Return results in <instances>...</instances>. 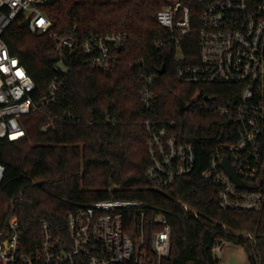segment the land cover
<instances>
[{
    "label": "trees",
    "instance_id": "obj_1",
    "mask_svg": "<svg viewBox=\"0 0 264 264\" xmlns=\"http://www.w3.org/2000/svg\"><path fill=\"white\" fill-rule=\"evenodd\" d=\"M179 1L188 6L192 26L180 41V52L186 63H195L200 6L196 0ZM166 4V0H47L43 11L51 27L46 32L31 33L21 15L7 28L4 40L33 80V98H41L52 81L60 82L55 100L43 112L20 119L24 138L0 139V163L5 167L0 235L8 218L15 216L23 252L35 249L43 222L54 236H65L66 214L75 204L125 199L189 217H168L171 249L162 264H218L212 248L224 242L244 249L248 264H264V205L258 211L223 210L218 188L201 178L210 155L237 140L239 121L234 110H207L200 100L206 94L235 103L237 88L187 84L176 78L178 49L169 31L156 21ZM68 32L75 33L79 45L92 34L121 33L127 40L106 70L84 64L79 46L73 54L65 51L54 70L60 59L54 38ZM148 77L154 78L155 99L144 107L140 92ZM178 98L190 107L181 109ZM50 119L52 126L43 130ZM145 119L160 126L173 121L171 132L195 150L193 171L164 190L154 189L146 176ZM122 217L124 232L134 237L138 211L123 209ZM143 227L147 240L152 228L148 218Z\"/></svg>",
    "mask_w": 264,
    "mask_h": 264
},
{
    "label": "built area",
    "instance_id": "obj_2",
    "mask_svg": "<svg viewBox=\"0 0 264 264\" xmlns=\"http://www.w3.org/2000/svg\"><path fill=\"white\" fill-rule=\"evenodd\" d=\"M166 1L168 4L157 12L156 21L169 31L178 49L176 78L194 85H232L238 91L235 103L219 101L206 94L200 100L199 104L207 110L220 113L234 110L239 121L237 140L224 144L221 153L210 155L201 178L218 188L219 208L258 211L264 205V0H196L200 6V26L195 63H186L180 52L181 39L192 32L189 8L179 0ZM46 2L0 0V139L24 138L26 133L20 119L43 112L60 89V82L54 80L41 98L34 99L33 80L4 40L7 28L20 15L27 21L31 33L46 32L51 27L43 11ZM54 39L60 56L54 70L62 64L64 52L73 54L78 46L84 64L106 70L115 64L116 52L124 46L127 37L121 33L92 34L80 45L74 32ZM153 80L148 77L141 89L140 100L144 107L154 102ZM52 120L42 129H50ZM144 124L146 176L154 189L164 190L177 178L193 171L195 150L191 143L180 141L171 132L173 121L160 126L145 119ZM225 156L246 186H237L221 168L220 162ZM4 171L0 163V184ZM129 208L137 210L139 216V228L134 237L123 230L122 210ZM184 211L188 212L186 206ZM171 215L189 218L185 213L137 200L103 199L75 204L66 214V235L54 236L43 222L40 241L28 253L21 247L17 218L10 216L6 230L0 235V264H162L170 255L168 217ZM146 218L152 226L147 240L143 227ZM222 245L212 248L218 264H224L220 255Z\"/></svg>",
    "mask_w": 264,
    "mask_h": 264
},
{
    "label": "rangeland",
    "instance_id": "obj_3",
    "mask_svg": "<svg viewBox=\"0 0 264 264\" xmlns=\"http://www.w3.org/2000/svg\"><path fill=\"white\" fill-rule=\"evenodd\" d=\"M220 255L224 264H248L244 249L233 242L223 244Z\"/></svg>",
    "mask_w": 264,
    "mask_h": 264
},
{
    "label": "water",
    "instance_id": "obj_4",
    "mask_svg": "<svg viewBox=\"0 0 264 264\" xmlns=\"http://www.w3.org/2000/svg\"><path fill=\"white\" fill-rule=\"evenodd\" d=\"M163 71H164V67L162 66V68L159 70V73H163ZM203 98L207 99V96H204ZM178 101L181 109L186 110L190 107V104H184L181 98H178ZM220 166L222 169H224L227 172V174L231 177V179L235 182L237 186L239 187L246 186V184L238 178L234 166L230 163L227 156L223 157V159L220 162Z\"/></svg>",
    "mask_w": 264,
    "mask_h": 264
}]
</instances>
